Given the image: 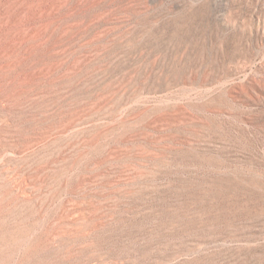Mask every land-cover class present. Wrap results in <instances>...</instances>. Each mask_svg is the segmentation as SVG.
I'll return each instance as SVG.
<instances>
[{"label": "rangeland", "instance_id": "1", "mask_svg": "<svg viewBox=\"0 0 264 264\" xmlns=\"http://www.w3.org/2000/svg\"><path fill=\"white\" fill-rule=\"evenodd\" d=\"M0 264H264V0H0Z\"/></svg>", "mask_w": 264, "mask_h": 264}]
</instances>
